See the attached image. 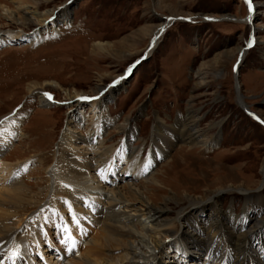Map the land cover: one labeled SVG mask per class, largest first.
Listing matches in <instances>:
<instances>
[{
	"label": "rangeland",
	"instance_id": "obj_1",
	"mask_svg": "<svg viewBox=\"0 0 264 264\" xmlns=\"http://www.w3.org/2000/svg\"><path fill=\"white\" fill-rule=\"evenodd\" d=\"M255 2L256 13L247 22L249 5L245 0H49L37 12L57 13L68 8L66 21L52 15L35 44L14 40L0 44V120L4 117L0 132H8L12 139L0 145V163L11 165V178L24 181L27 203H31L20 204L29 207L24 216L19 213L20 218L23 216L21 228L15 232L20 244L35 236L47 245L38 215L42 220L51 218L54 247L61 239L59 234H65L60 244L70 239L65 228L68 230L74 222L67 211L71 209L68 198L51 196L47 172L63 171L68 164L96 176L94 161L98 155H83L60 143L70 114L68 95L78 94L79 99L87 98L80 99L86 102L99 96L94 92L96 87L104 90V99L109 97L103 114L109 125L101 130L100 124L106 122L97 123L101 132L98 139L102 140L98 152L119 150L126 136L122 130L131 128L130 149L140 152L139 162L147 160L150 153L157 155L151 175L165 185V192L152 188L142 177L119 181L116 187L122 189L130 184L133 190L152 195L157 202L164 195L179 200L196 199L221 190L219 207L237 217L243 214L247 194L251 215L255 207L264 212V0ZM2 6L17 13L14 3L0 0L1 37L19 31L31 36L39 29L40 25L8 20ZM23 12L18 14L25 17ZM173 15L177 21L168 27L153 52L147 53L152 39H147L149 32ZM226 15L228 18L223 17ZM95 42L103 43L107 51L98 53L93 47ZM241 47L247 50L242 59L237 52ZM127 70L130 72L126 75ZM120 78L123 82L117 85ZM50 82L52 85L43 86L42 90L50 94L53 105L39 106L37 96L28 93L27 88ZM109 89H114L111 97ZM16 106L15 112L9 114ZM240 106L253 112L263 125L247 116ZM72 112L82 110L74 107ZM86 115L91 116L87 112ZM187 117L197 119L201 140L218 141L212 147L173 142L178 120ZM157 122L163 129L153 141L152 130ZM95 129L98 127L87 117L84 124L75 125L72 134L80 138ZM19 132L23 136H18ZM122 163L118 168L120 175L126 169ZM8 181L0 174V189ZM57 200L66 214L56 213ZM95 203L106 209L103 203ZM77 216L85 242L99 238L98 226L94 224L99 216L91 214V221L81 213ZM8 223H15V218L3 224ZM175 228L180 231L179 222ZM85 242H78L82 249ZM54 247L48 250L54 257L53 264L59 254ZM101 251L115 259L122 254L119 247ZM77 255L73 253L74 257ZM34 257L37 264H43L40 256ZM93 261L89 260L91 264ZM186 263L200 262L192 258Z\"/></svg>",
	"mask_w": 264,
	"mask_h": 264
},
{
	"label": "bare ground",
	"instance_id": "obj_2",
	"mask_svg": "<svg viewBox=\"0 0 264 264\" xmlns=\"http://www.w3.org/2000/svg\"><path fill=\"white\" fill-rule=\"evenodd\" d=\"M10 1L16 5L17 13L10 11L6 6H2L5 18L12 22L28 23V26L40 25V27L31 36L22 35L21 31L7 32L5 36H0V44L13 40L24 41L31 45L35 44L40 40L41 34L45 33V28L48 26L47 23L52 15H56L57 20L61 18L63 22L69 15V9L64 7L57 13L54 10L37 12L38 8L49 0H29L28 3L25 0ZM246 3L249 5L247 22H250L251 17L256 13L257 3L255 0H247ZM26 8H32V10H25ZM19 11H25L23 12L25 17L18 14ZM173 16L160 21L152 31L149 30L147 39L151 36L152 39L147 53L153 52L168 27L177 21L176 16ZM223 17L228 18L227 15ZM203 18L211 17L203 16ZM51 24L55 25L52 20ZM93 47L100 54L107 51L101 42H95ZM246 51L242 47L237 50L241 53L240 59L244 57ZM122 82L123 78H120L117 85H121ZM51 85V82L42 85L32 84L28 86L27 92L37 96L39 106L50 107L53 105V100L44 95L45 91L42 90V87ZM38 90L42 91L39 92ZM94 92L99 93V96L86 102L81 101L78 94L68 95L67 102L70 114L60 143L67 148H72L73 151L78 152L80 150L83 155L86 152H93L98 155V159L94 161V163L97 162L98 168L95 171L96 176L89 172L85 173L72 169L68 164L63 167V171L49 170L47 172L49 173L51 196L64 195L65 198H68L71 207L67 210L69 217L72 220L75 218L74 225L68 226L66 232V237L69 236L70 239L67 240V243L60 244V240L65 238V234L62 236L59 234L58 239H61L58 246L54 247L51 240V226L53 225L51 218L42 220V217L38 215L37 220L39 219L42 224L47 245H42L37 237H31L30 234L29 238L31 237V239L27 243L20 244V241L18 242L15 231L17 228H21L22 217L29 208L20 207V204L28 202L29 199L26 198L28 190L23 180L16 176L10 177L12 175L11 165L1 162L0 174L9 181L5 186H2L3 189H0V264H37L34 256L37 259V256H40L43 264H53L51 259L54 257H51L48 252V250L52 251L53 247L55 252L60 254V257L59 254L56 255L55 259H58L56 263L54 262L55 264H91L90 259L94 260V264H187L186 262L192 258H196L197 262H200L199 264H264V245L261 241H264V212L261 208L255 207L252 210L253 215H251L252 213L246 205L249 201L247 194H244L243 214L237 217L230 210L224 211L219 207V199L223 192L221 190L213 192L205 198L196 199L179 200L164 195L157 202L152 195L139 193L137 189V191L133 190L130 184L122 187V189L116 187L119 181L142 177L146 183H150L152 188L159 190L162 194L165 192V185L159 183L151 175L154 164L158 160L157 155L150 153L147 160L139 162L140 152L136 153L130 149L131 128L122 130V132H126V136L119 150L109 148L98 152L102 145V140L98 139L101 136L98 124L102 120L106 122L100 124L101 130L109 125L108 121L103 119L105 116L103 115L104 104L109 100V97L104 99L102 96L104 90L101 87H96ZM109 92L111 97L114 89H109ZM238 101L241 103L239 98ZM74 107L82 110V112H72ZM86 112L91 116L86 115ZM87 117L98 129L93 132L88 130L86 136L75 137L72 134L75 131V125L84 124V119ZM196 122L197 119L190 117L178 120L176 130L173 129L177 134L173 142L194 147L199 145L212 147V143L218 140L213 139L212 141L210 139L209 142L201 140L203 136L196 128ZM161 125L157 122L153 127V141H156L159 132L162 131L159 130L160 128L163 129ZM13 133L15 134V131ZM18 136L23 135L19 132ZM0 139V145H6L8 141L12 140L8 132L2 133V131L0 132ZM170 145L171 143L168 146ZM153 149L154 146L151 150ZM122 162L125 163L126 169L122 170L123 174L120 175L121 171L119 172L118 168ZM71 172L74 173L73 176ZM261 174L263 185V168ZM66 183L71 184V186L66 185ZM262 185L260 186L262 187ZM95 202L103 203L106 209L98 207ZM27 204L30 205L31 203ZM54 205L58 215L66 214L59 200L55 201ZM120 207L122 211L117 210ZM19 213H23L21 218ZM80 213L86 216L89 221H91V214L99 216L94 223L95 226H98L99 238L85 242V233L82 231L80 234L83 229L80 230L82 222L77 216ZM11 217L15 218V223L3 224ZM176 222L181 225L179 232L175 228ZM79 241L85 242L83 249L78 244ZM118 247L122 248V254L116 259L103 255V251H101L102 248L116 249ZM74 252L78 254L76 257L73 256ZM48 255L50 256L48 257Z\"/></svg>",
	"mask_w": 264,
	"mask_h": 264
},
{
	"label": "water",
	"instance_id": "obj_3",
	"mask_svg": "<svg viewBox=\"0 0 264 264\" xmlns=\"http://www.w3.org/2000/svg\"><path fill=\"white\" fill-rule=\"evenodd\" d=\"M66 4H69V2L68 3H66ZM239 59V58H238ZM237 63H238V60H237V62H236V64H235V66H234V74H236V71H237ZM130 72V70H127V72H125L126 73V75L128 74ZM245 108V107H244ZM241 109L243 110V112L247 115V116H249L250 118H252L253 120H255L256 122H258V123H260L261 125H263L260 121H259V119L257 118V116L253 113V112H251L250 110H248V109H243L242 107H241Z\"/></svg>",
	"mask_w": 264,
	"mask_h": 264
},
{
	"label": "snow or ice",
	"instance_id": "obj_4",
	"mask_svg": "<svg viewBox=\"0 0 264 264\" xmlns=\"http://www.w3.org/2000/svg\"><path fill=\"white\" fill-rule=\"evenodd\" d=\"M246 2H247V0H246ZM251 10V9H250ZM249 46H251V45H249ZM45 96H47L48 97V99H52V97L50 96V94H48V93H45L44 94ZM80 99H87V98H80ZM73 222H75V218H73ZM65 231H67V229L65 228Z\"/></svg>",
	"mask_w": 264,
	"mask_h": 264
}]
</instances>
